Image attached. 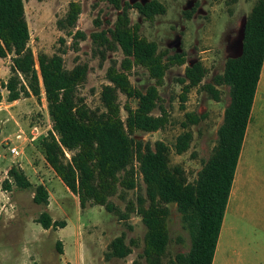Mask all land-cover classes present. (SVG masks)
<instances>
[{
    "label": "rangeland",
    "instance_id": "374dc122",
    "mask_svg": "<svg viewBox=\"0 0 264 264\" xmlns=\"http://www.w3.org/2000/svg\"><path fill=\"white\" fill-rule=\"evenodd\" d=\"M71 1L80 3L81 12L75 26L68 27L64 22L61 27L58 21L64 19ZM147 1L121 0V3ZM158 1L165 6L164 14L147 21L130 9V22L138 23L139 33L155 41L158 50L169 55L184 52L185 63L169 67L158 86L159 105L167 112V125L155 132L137 131L133 137L151 145L163 141L168 147L170 166L178 165L187 181L192 182L216 144L217 128L229 103L227 86H216L221 94L219 101H215L201 85L212 83L213 77L223 72L225 60L240 53L244 23L256 0ZM119 12L107 0H24L28 46L34 57L40 52L60 53L66 69L86 64V76L78 85L77 94L91 110H104L99 97L102 86L108 83L106 69L112 62L118 66L122 59L120 49L102 50L91 33L112 28ZM76 31L84 37L74 36ZM196 61L203 64L206 73L201 85L189 91L181 108L180 79L185 67ZM10 66L11 54L0 58L1 81L10 76ZM129 80L141 91L153 84L146 70L138 66L129 71ZM258 91L264 94V63ZM0 92V264H132L134 259L145 264L138 257L145 233L141 218L133 213L127 220H121L97 205L80 208L77 196L67 190L46 163L41 140L51 129V121L43 92L39 99L30 95L11 102L6 100V89L1 87ZM118 101L121 118L125 119L123 105L129 103L134 108L136 100L118 93ZM186 112L201 118L196 124L188 123L192 133L189 148L177 154L174 144L176 137L187 129L182 126ZM152 113L159 115L160 111L156 108ZM6 143L16 147L18 154L9 153ZM11 166L20 168L33 186H46L47 207L32 201L33 188L20 189L11 180H8L10 188H3ZM236 173L213 264H264V98L256 100L250 114ZM140 184L144 194L141 181ZM138 190H129L127 197L134 199ZM111 200L124 208V202L117 196ZM168 206L169 242L163 263L178 252L186 253L191 244L176 206ZM42 210H47L52 219L64 220L66 225L43 229L36 222ZM122 232L126 242L135 239L137 246L123 259L106 260L108 243Z\"/></svg>",
    "mask_w": 264,
    "mask_h": 264
},
{
    "label": "trees",
    "instance_id": "16d2710c",
    "mask_svg": "<svg viewBox=\"0 0 264 264\" xmlns=\"http://www.w3.org/2000/svg\"><path fill=\"white\" fill-rule=\"evenodd\" d=\"M107 1L120 12L112 28L92 32L91 37L102 50L120 49L122 59L118 66L112 62L106 69L108 83L102 86L99 97L103 111L91 110L77 94V87L86 76V64L66 69L60 53L40 52L34 57L28 46L24 0H0V58L11 54L10 76L5 82L0 79V88L6 89L9 102L30 95L39 99L43 92L51 121V129L41 140L46 163L67 190L77 196L80 208L97 205L121 220L133 213L141 218L145 233L138 257L145 264H212L264 62V0H256L246 17L240 54L225 60L223 72L215 75L212 83L201 85L206 69L200 61L185 67L180 79L181 108L192 88L201 85L215 101L221 94L216 86L229 88V103L217 128L216 144L192 182L187 181L178 165L170 166L168 147L163 141L151 145L133 137L137 131L155 132L167 125V112L159 105L158 86L169 67L185 63V53L169 55L158 50L155 41L139 33V24L130 22L129 10L135 9L145 20L152 21L155 15L165 13V6L158 0L131 4ZM80 12V3L71 1L64 19L58 23L73 27ZM74 36L84 37L80 31ZM137 66L153 79L145 91L129 80V71ZM118 93L136 100L134 108L129 103L123 105L125 119L120 115ZM156 108L159 115L152 113ZM184 115L182 126L187 129L176 137L177 154L189 148V124H196L201 118L192 112ZM7 176L4 189L10 188L8 180L20 189L33 188L32 201L47 207L49 192L45 185L33 186L16 166L8 169ZM137 189L134 199L127 197L129 190ZM113 196L124 202L123 209L111 200ZM169 204H174L180 213L191 244L186 253L178 252L163 263L169 242ZM36 222L46 230L66 225L64 220L52 219L47 210L39 213ZM136 246V240L126 242L122 232L108 243L104 258L123 259ZM132 264L139 262L134 259Z\"/></svg>",
    "mask_w": 264,
    "mask_h": 264
},
{
    "label": "crops",
    "instance_id": "0c3cea01",
    "mask_svg": "<svg viewBox=\"0 0 264 264\" xmlns=\"http://www.w3.org/2000/svg\"><path fill=\"white\" fill-rule=\"evenodd\" d=\"M264 63V62H263ZM261 74V73H260ZM259 81H260V78H259ZM259 81H258V83H257V87H256V92H255V95H254V98H253V102H252V107H251V112H252V110H253V106H254V104H255V102H256V100L257 99H260V100H262L263 98H264V94L263 93H261L260 91H258V85H259ZM262 86V85H261ZM251 112H250V114H251ZM249 120H250V118H249ZM246 134H247V127H246V130H245V134H244V139H243V142H244V140H245V136H246ZM242 145H243V143H242ZM241 149H242V147H241ZM241 152V151H240ZM239 157H240V154H239ZM238 162H239V158H238ZM238 162H237V166H238ZM237 166H236V170H235V175H237V173H236V171H237ZM235 175H234V180H235ZM234 182V181H233ZM233 184V183H232ZM232 188H233V186H231V190H232ZM231 190H230V194H229V196H231ZM229 199V198H228ZM228 203V202H227ZM227 206V205H226ZM220 232H221V230H220ZM220 234V233H219ZM218 241V240H217ZM217 244H218V242H217ZM217 244H216V249H215V252L217 251ZM215 255V254H214ZM214 257V256H213ZM212 264H213V260H212Z\"/></svg>",
    "mask_w": 264,
    "mask_h": 264
},
{
    "label": "built area",
    "instance_id": "2783aa9c",
    "mask_svg": "<svg viewBox=\"0 0 264 264\" xmlns=\"http://www.w3.org/2000/svg\"><path fill=\"white\" fill-rule=\"evenodd\" d=\"M6 145H7L6 148H7V150L9 151V153H11L12 155L18 154V150H17L16 147L11 146V145H9V144H7V143H6Z\"/></svg>",
    "mask_w": 264,
    "mask_h": 264
},
{
    "label": "water",
    "instance_id": "95a60500",
    "mask_svg": "<svg viewBox=\"0 0 264 264\" xmlns=\"http://www.w3.org/2000/svg\"><path fill=\"white\" fill-rule=\"evenodd\" d=\"M242 36H243V32H242ZM241 42H242V38H241ZM240 52H241V49H240ZM239 54H240V53H239ZM239 54H238V55H239ZM233 57H235V56H233Z\"/></svg>",
    "mask_w": 264,
    "mask_h": 264
}]
</instances>
